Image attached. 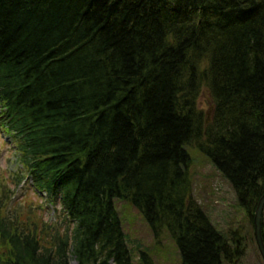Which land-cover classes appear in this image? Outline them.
Returning <instances> with one entry per match:
<instances>
[{
	"label": "trees",
	"instance_id": "obj_1",
	"mask_svg": "<svg viewBox=\"0 0 264 264\" xmlns=\"http://www.w3.org/2000/svg\"><path fill=\"white\" fill-rule=\"evenodd\" d=\"M0 130L22 168L0 183V264H134L116 200L167 235L180 264L239 263L245 237L192 201L187 148L253 226L264 0H0ZM24 174L54 222L17 202Z\"/></svg>",
	"mask_w": 264,
	"mask_h": 264
},
{
	"label": "rangeland",
	"instance_id": "obj_2",
	"mask_svg": "<svg viewBox=\"0 0 264 264\" xmlns=\"http://www.w3.org/2000/svg\"><path fill=\"white\" fill-rule=\"evenodd\" d=\"M198 108L209 118L211 103L206 89H202L199 96ZM187 151L192 159L189 170L192 182V201L204 210L212 224L219 230L237 231L240 236L245 237L242 241L245 245L243 255L241 261L236 264H263L253 239V226L249 225L244 213L238 208L234 192L228 182L215 171L206 156L196 151L194 147L187 148ZM19 171L20 166L18 161L16 162L13 145L0 131V183L10 184L11 176L18 174ZM16 198L19 203L30 199L32 203H28L34 205V209L40 215H44L46 221H54L56 215L51 208H44L43 212L37 208V205L44 207L45 205L42 200L33 195L32 190L24 191L20 186ZM115 207L121 219L126 243L131 251L134 264H138V255L142 251L147 253L150 264H180L176 248L167 235L162 233L159 238H155L141 215L131 205L116 200ZM262 226L264 228V209ZM72 264L75 263L72 262Z\"/></svg>",
	"mask_w": 264,
	"mask_h": 264
},
{
	"label": "water",
	"instance_id": "obj_3",
	"mask_svg": "<svg viewBox=\"0 0 264 264\" xmlns=\"http://www.w3.org/2000/svg\"><path fill=\"white\" fill-rule=\"evenodd\" d=\"M264 209V194L259 199L253 215V236L255 245L264 264V242L262 237V213Z\"/></svg>",
	"mask_w": 264,
	"mask_h": 264
}]
</instances>
